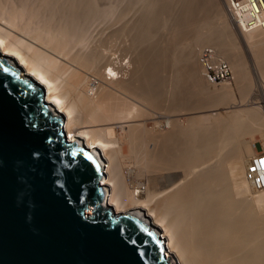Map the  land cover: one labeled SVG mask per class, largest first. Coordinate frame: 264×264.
Wrapping results in <instances>:
<instances>
[{
	"label": "bare ground",
	"instance_id": "obj_1",
	"mask_svg": "<svg viewBox=\"0 0 264 264\" xmlns=\"http://www.w3.org/2000/svg\"><path fill=\"white\" fill-rule=\"evenodd\" d=\"M113 1L114 0H0V58L7 59L10 62V64H13L16 68H18L19 76L21 78L34 81L35 83H37L39 87L43 89L45 94V104L48 110L54 115L61 116L63 119L64 132L67 140L71 143L75 142L76 145L78 146H83V147L85 146L88 149V151H90L94 155L96 160L99 162L103 171L102 178L100 180L103 196H104V204L102 205H104V207H110L115 214H130L138 217L150 229H152L154 232L160 235L166 247L165 255L168 258L169 264H264V191L259 192L260 194L257 193L258 195L256 196H253L250 193L249 178H248V174L246 173V168L244 164V162L246 161H243V155L248 151L249 146L247 145L251 142V140L249 138L248 140L246 136L249 135L251 138L255 134L253 133L252 135V131L255 130L256 133L261 134L260 136H262L264 139V129H262L263 124L262 126L261 123L258 124L259 114L257 115L258 113L256 112L257 110L253 109V107L250 106L253 103L252 97H251L252 101L251 100L247 101V104L252 109L245 108L246 110L245 109L244 111L241 110L243 112L237 111L238 114L244 113L245 118L240 117L238 114H236V111L235 114L228 113L227 114L228 116L226 118L221 119L226 115L222 117L219 116L220 117L219 119L215 120V122L213 121L214 122L212 123L214 124L213 127L210 125L212 128H207L206 126L205 128L204 125L202 126V128H198L201 127L197 125L198 123H200L198 119L199 116L196 118L197 120H194L196 116L191 117L192 119L194 118L193 121L191 119L190 120L187 119L188 121L186 124H184L185 126L178 124L179 127L177 124L172 123V121H174L173 119L172 121L167 118L162 119L159 127L156 126V128L158 127L161 130L165 128L166 131L164 130L165 134L162 133V135L161 134L158 135L160 136L158 138V141L160 140L159 141L160 144L157 141V143L159 144L157 145V147L158 146L159 147L157 148L155 146L157 150L155 149V154L153 153L154 155L153 161L155 162V164L157 162L158 164L162 163V166L166 165V169H164L165 168L164 166L163 170H160L161 173H158L157 171H150L152 167L151 165L154 164L153 162L152 163L149 162L150 165L149 164L148 165L151 166L149 171H147L148 169L145 171L146 168L145 169L143 168L142 170H140L139 168L137 170L136 167L133 166L136 162H134L133 165L126 164L124 166L122 164L123 161L122 159H124L125 156V155L122 156L123 154H125L122 151L124 150L125 152V149H123V147L126 148L128 147L125 146L126 145L125 142L129 144L131 149H134V146L139 139L138 137L140 135L139 134L140 125L139 126L137 124L127 125L125 130V133L127 134L123 136L124 135L123 128L125 126L121 124L120 132H121V136H123V138L125 137V142H121L119 140V137L121 136H119L120 134L116 132L114 127L112 126L102 127V125H107L109 123L111 124V122L112 124L113 123L115 124V122L119 124L131 122L133 121L134 118L136 119V117H138L142 113V111L141 113H139L140 112L139 110L141 108H139L138 105L131 103L130 101L127 103V104L130 103L129 105H125V103H123L125 101L118 102L117 105L113 104L112 106L108 104L109 101L108 99H110V97L114 95L112 92L114 91L118 92L117 91L118 87L116 89L110 87L109 83L117 84V82H119V84H121L120 82L121 80H119L122 79L123 77L119 75L121 69H119L120 71L118 73L114 67L113 68L115 70L113 68H110L109 66H112V64L109 63V61L107 63V65L109 64L108 67L107 65H103L102 67L101 62L104 59L105 50L103 49L104 50L103 51L100 47L96 46L97 42L94 44L96 47L94 45H93L94 47L91 45V49H89L90 51L89 53H87L88 57L86 55V58L83 59L81 58L82 60L79 63L77 62L78 65L80 64L79 67L76 65V68L75 67L70 68V66L68 67L64 62L62 63V61L60 62L58 61V58L61 59V57H64L67 60L66 56L71 52L72 49L74 50V47L76 50V48L78 47L80 49L84 48L86 44H92L89 41L92 39V36L94 35L95 31L97 30L99 31V29L103 26L105 27L106 20L110 19L109 17L116 9L115 7L122 5L120 4L121 2L119 0H118L119 1L118 4H116L117 2L116 0L115 3H113ZM155 1L150 0L149 2H147V4L151 6ZM158 2L160 4L162 1L161 2L158 1ZM190 2L188 3L189 5ZM145 3L146 2H144V4ZM155 3L157 5V2ZM184 7L185 5L181 8L183 9ZM190 8L188 7L187 9H189V11L191 12L192 9ZM225 8H226V2H225ZM195 9H197V7ZM115 11H118V7L117 10ZM219 11L217 10V12ZM223 11L224 10H222V12ZM225 11L227 12V8ZM200 13L201 12H199L198 14ZM222 14L224 15V13ZM226 15H228V12ZM218 17H222V16H218ZM229 19H230L229 20L230 24L233 27L231 28L237 31L236 29L237 27L235 23L232 21L231 18ZM153 23L154 22L152 21L151 22L152 26ZM202 25L205 26L204 24H201V26ZM206 25H208V23ZM225 26L223 25L222 27ZM214 27L217 28L216 26ZM186 28L188 27L186 26ZM214 29L213 31H216V29L215 30ZM213 31L212 34H214ZM145 32L144 34H146ZM198 32L200 33L201 31ZM222 33L224 32L222 31ZM239 33L241 32L239 31ZM209 34L211 35L210 32ZM217 35L215 34V36ZM154 36L152 37L154 38ZM217 37L215 39L214 35L213 38L210 36L209 37L206 36L204 38L202 36V38L204 39L202 40L198 37L200 41L197 42H201L199 43L200 45L207 44L208 47L213 48L219 54L218 56L220 58L225 59L229 63L231 70L233 71L232 73L235 74L234 78H237L238 80L237 82L241 81V83L239 82L238 84H240V86L241 85L245 86V83H242V79H241L243 72L242 68L244 66L240 61V58H236V56H233L234 58H230L232 56L228 55L229 54L228 51L229 50L231 51L233 47L230 48L231 46H229L226 49H224L225 45H231V43L234 42H231L230 39H228L230 37H227L226 38L227 43H226L225 40H223L225 39L223 37L222 39L223 41L221 43L220 40H217ZM101 38L99 39L100 42H101ZM165 38H168V36ZM241 40L243 41V43L249 46V49L250 48L252 49L253 55H255L254 59L256 61L254 62L257 63L256 68L259 74L260 73L264 74V30H257L252 33H246V34L241 33ZM95 41H93V43ZM236 41L237 39L235 40V42ZM110 44L111 42L109 43V45ZM195 45L193 44V48L196 47ZM233 46L236 47V45ZM88 47H90V45L85 47L86 51L88 50L87 49ZM98 48H100L101 50H99ZM191 50L192 49H190V52L188 54L189 56L190 53L191 54L194 53L193 52L194 49L192 51ZM76 51H74V53H76ZM70 54L73 53L71 52ZM110 54H112V52ZM74 57L77 59V55H75ZM173 57L171 56V58ZM70 58L71 57H68V61ZM176 59L178 60V58ZM183 65H185V63ZM98 68L99 70L102 69L101 77L103 78L101 79L102 80L101 81L99 80L101 77L97 78L99 76L97 77L95 76L98 79V81L97 79L94 80L97 82V86L92 88L91 80L89 79V77H85L83 70L86 69L89 70L90 72L93 71L97 72ZM121 74H123L125 77L124 73L121 72ZM196 74L197 73L194 74L193 72V74L191 73L189 75L191 77V75H196ZM142 76L143 75H141V77ZM170 77L168 78V80L170 79ZM196 77L194 79H196ZM129 79H131V76ZM124 80L123 82H125ZM164 80L166 81V79ZM127 81L128 80H126V83ZM194 82H196V80ZM198 82L196 83L199 85V88H197L198 85L196 86L195 83L194 86H196L195 88L197 89H194V87H192V89L196 91H199L198 89H200L202 91L203 90L201 86L202 83L199 84L200 82L199 83ZM144 84H142V86ZM101 85L102 87L106 85L105 87H107L108 89L105 88L106 90L104 92L103 90L104 88H101L104 92V95L100 94V98H98L99 96H97L96 94L100 92L98 90L101 87ZM122 85L124 87V84H121L120 87ZM152 85L153 84H151V87ZM175 85H173L174 89L177 88ZM237 87L239 88V85ZM246 87L243 88L242 86L240 88L241 91L242 90L244 91ZM204 88L206 89V87ZM262 88L263 87H261V89ZM205 89L202 92H205ZM154 90L151 91L154 92ZM241 91L238 92L241 93ZM245 91L247 93L248 87ZM176 93L177 91H175V94ZM243 93L241 95H243ZM204 94H199V95H204ZM71 96L73 97L71 98ZM204 96L205 97L207 96L208 99L207 101H209L208 103L212 104L213 102L215 105L216 102L218 103L221 102L220 103L221 105L223 103L222 101L225 100L226 102V100L230 99L231 89L228 88V86H222L219 88L214 87L212 90L206 89V94ZM205 97H204V101L206 100ZM207 101H205L206 104ZM152 103L150 105L154 104ZM258 107L260 108V106ZM86 108L88 109V111L86 113L84 112L83 114L82 111ZM157 113L159 114V112ZM144 115L145 113L142 116ZM159 118L161 119L160 116ZM205 121L207 122V120ZM262 121L264 122V118ZM245 122H250V124L254 122L255 123L254 130H253L254 127L253 125L252 127L249 123L246 124ZM77 124L78 125L88 124L91 126H88V128H86V126L83 125L85 128L81 126L82 128L77 129L76 128L78 126ZM142 124L143 123H141V126ZM155 124L156 123L152 125V127L154 126V129H155ZM251 139H253V137ZM122 141H124V139ZM248 152L253 153L252 151H248ZM246 156L248 157L249 154L248 155L245 154L244 158H247ZM141 161H142L141 163H143V160ZM146 163L144 165H146ZM156 172L159 175L156 174Z\"/></svg>",
	"mask_w": 264,
	"mask_h": 264
},
{
	"label": "water",
	"instance_id": "obj_2",
	"mask_svg": "<svg viewBox=\"0 0 264 264\" xmlns=\"http://www.w3.org/2000/svg\"><path fill=\"white\" fill-rule=\"evenodd\" d=\"M102 172L0 58V264H169L160 235L102 205Z\"/></svg>",
	"mask_w": 264,
	"mask_h": 264
},
{
	"label": "rangeland",
	"instance_id": "obj_3",
	"mask_svg": "<svg viewBox=\"0 0 264 264\" xmlns=\"http://www.w3.org/2000/svg\"><path fill=\"white\" fill-rule=\"evenodd\" d=\"M116 4L119 3V1L121 2L120 4L122 5H119L117 6L118 7V11H115L117 10V7H115L113 13L110 15V19H107L106 20V25L105 27H101L99 29V31H95L94 35L92 36V41L90 40L89 42H91L92 44H86V46H84V48L80 49L79 47L76 48L75 50V47H74V50L72 49L71 52L73 54H68L66 57H67V60L64 58V57H61L58 58V61H62V63L64 62L68 67L70 66V68H76V65L79 67V65L77 64V62L79 63L83 58H86V55L87 53H89V49H91V45L93 46L96 42V46L100 47L102 50L104 49L105 50V54H104V59L102 60V67L103 65H107L108 61L109 63L112 64V66H109L110 68H115L116 71L119 73V69H121L119 75L122 77V79L124 80L125 78V82H123L122 79H119L121 80V84H124V87L123 85L120 87L121 84H119V82H117V84H114V83H109V86L110 87H113V88H117V91L118 92H112L114 95H112L110 97V99H108V104H110V106H112L113 104L114 105H117L118 102H121V101H125L123 103H125V105H129L127 104L129 101L131 103H134L136 105L139 106V108H141L139 111V113H141V115H139L138 117H136V119L134 118L133 121L131 122H128V123H116L115 124L111 122V124H107V125H102V127L104 126H112L114 127V129L116 130V132L118 134H120L119 136H121V132H120V129H121V124L123 126H125L123 128V133L125 136L127 133H125V130H126V126L127 125H140V135H139V139L138 141L136 142L135 146H134V149H131L129 144L127 142H125V137L123 138V136L119 137V140L121 142H125V146H128L127 148L126 147H123V149H125V152L124 150L122 151L123 154L122 156H124V159H122V164L125 166L126 164L128 165H133L134 162H136L133 166L136 167V169L138 170L140 168V170H142L143 168L145 169V171H149L150 167H151V170L150 171H157L158 173H161L160 170H163L164 166L166 169V165L162 166V163L158 164L156 162L153 161L154 160V155L153 153L155 154V146L157 147V145H159V141H158V138L160 136H158L159 134L162 135V133H164L166 131L165 128H163L162 130L159 129V125L162 121V119L164 118H167L169 120L172 121V119L174 121H172L173 124H181L182 126H185L184 124L187 123L188 120H192L193 119L191 117H195L194 120H197L196 118L199 116V122L200 123H196L197 125L201 126V127H198V128H202V126L204 125V127L206 126L207 128H212L215 122V120L219 119L220 117L222 116H225V117H222L221 119L223 118H226L229 114H235V111H236V114H238V112H243L244 109H250L252 106L253 109L257 110L256 112L257 115L259 114V118H258V124L261 123V126L263 124L264 126V122L262 121L263 118H264V75L263 73H260L257 71V68H256V64L255 63V55H253V51L252 49L250 48L249 49V46L246 45L245 43H243V41L241 40V33H239V30L237 29V31L235 29H232V25L230 24V17L227 14V12L225 11L226 8H225V2L224 0H182V3H181V0H154L155 2H157V5L155 2H153V4L156 6H154L153 4L150 6L149 4H147V2H149L148 0H116ZM131 1V2H129ZM143 1V2H142ZM158 1H162L160 4ZM187 3L188 1L190 2V5L188 4V7L192 9L191 12L189 11V9H187V4H184L183 3ZM187 1V2H185ZM144 2H146L144 4ZM168 2V3H167ZM170 2V4H169ZM211 2V3H210ZM216 2V3H215ZM113 3H115V0L113 1ZM126 3V4H125ZM134 3V5H133ZM136 3V4H135ZM163 3V4H162ZM185 7L182 9L181 7H183L182 5ZM136 5V6H135ZM150 7H149V6ZM171 5V6H170ZM201 5V6H199ZM125 6V7H124ZM208 6V8H207ZM214 6V7H213ZM220 6V7H219ZM121 7V8H120ZM129 7V8H128ZM131 7V8H130ZM162 7V9H161ZM197 7V9L195 8ZM219 7V8H218ZM127 8V9H126ZM134 8V10H133ZM153 8V10H152ZM169 8V9H168ZM217 8V9H216ZM221 8V10H220ZM186 11H185V10ZM201 9V11H200ZM207 9V10H206ZM147 10V11H146ZM169 10V11H168ZM184 10V11H182ZM199 10V11H198ZM203 10V11H202ZM209 10V11H208ZM217 10L219 12H217ZM222 10H224L222 12ZM169 13H168V12ZM131 12H134V13H131ZM139 12V13H138ZM161 12V13H160ZM164 12V13H162ZM187 12V14H186ZM199 12H201L200 14H198ZM203 12V13H202ZM208 12V13H207ZM214 12V13H213ZM224 13V15L222 13ZM137 13V14H136ZM143 13V14H142ZM159 13V14H158ZM124 14V15H123ZM126 14V15H125ZM130 14V15H129ZM133 14V16H132ZM164 14V15H163ZM195 14V15H194ZM205 14V15H204ZM216 14V16H215ZM145 17H144V16ZM168 15V16H167ZM170 15V16H169ZM209 15V16H208ZM211 15V16H210ZM143 16V17H142ZM148 16V17H147ZM193 16V17H192ZM195 16V17H194ZM200 16V18H199ZM218 16H222V17H218ZM228 16V17H227ZM133 17V18H132ZM182 17V18H181ZM205 17V19H204ZM211 19H210V18ZM161 18V19H160ZM179 18V19H178ZM196 18V19H195ZM207 18V19H206ZM209 18V19H208ZM213 18H216V19H213ZM173 19V20H172ZM204 19V21H203ZM138 20V21H137ZM145 20V21H144ZM158 20V21H157ZM181 20V21H180ZM183 20V21H182ZM189 20V21H188ZM191 20V21H190ZM219 20V21H218ZM150 21V22H149ZM154 22L153 23V26L151 24V22ZM186 21V22H185ZM194 21V22H193ZM226 23H225V22ZM108 22V23H107ZM182 22V23H181ZM188 22V23H187ZM192 22V23H191ZM204 22V23H203ZM211 22V23H210ZM216 22V23H215ZM220 22V23H219ZM111 23V25H110ZM143 23V24H142ZM168 23V25H167ZM170 23V24H169ZM186 25H185V24ZM199 23V24H198ZM208 23V25H206ZM115 24V25H114ZM117 24V25H116ZM134 24V25H133ZM160 24V25H159ZM166 24V25H165ZM197 24V25H196ZM201 24H204L206 26V29H205V26H201ZM216 24V25H215ZM227 24V25H226ZM119 25V26H118ZM121 25V26H120ZM156 25V26H155ZM164 25V26H163ZM195 25V26H194ZM220 25V26H219ZM225 26V27H222V26ZM110 26V27H109ZM124 26V27H123ZM126 26V27H125ZM147 26V28H146ZM170 26V27H169ZM181 26V27H180ZM186 26L188 28H186ZM202 28H201V27ZM207 26H208V29H207ZM214 26H216L217 28H215ZM219 26V27H218ZM109 27V28H108ZM123 27V28H122ZM141 27V28H140ZM165 27V28H164ZM175 27V28H174ZM200 27V29H199ZM229 27V28H228ZM232 27V28H231ZM127 28V29H125ZM132 28V29H131ZM151 28V29H150ZM181 28V29H180ZM186 28V29H185ZM193 28V29H192ZM216 29V31H213V29ZM104 29V30H103ZM111 29V30H109ZM114 29V30H113ZM164 29V30H163ZM166 29V30H165ZM173 29V31H172ZM175 29V30H174ZM214 29V30H215ZM225 31H224V30ZM230 29V30H229ZM117 30V31H116ZM121 30V31H120ZM130 30H131V33H130ZM134 30V31H133ZM141 30V31H140ZM152 30V31H151ZM158 30V31H157ZM171 30V31H170ZM187 30V31H186ZM204 30V31H203ZM210 30V31H209ZM214 32V34H212V31ZM224 33H222V31ZM228 32H227V31ZM234 30V31H233ZM107 31V32H106ZM110 31V32H109ZM120 31V32H119ZM133 31V32H132ZM146 34H144V32ZM150 31V32H149ZM189 31V32H188ZM198 31H201L200 33ZM207 31V32H206ZM106 32V33H105ZM135 32V33H134ZM166 32V33H165ZM182 32V33H181ZM187 32V33H186ZM191 32V34H190ZM209 32L211 33V35L209 34ZM217 32V33H215ZM221 32V33H220ZM226 32V33H225ZM232 32V34H231ZM97 33V34H96ZM105 33V34H104ZM155 33V34H154ZM199 33V34H198ZM208 33V35H207ZM230 33V34H229ZM121 34V36H120ZM170 34V35H169ZM175 34V35H174ZM185 36H183V35ZM190 34V35H189ZM198 34V35H197ZM215 34L217 36H219L220 34V38L215 36ZM226 34V35H225ZM229 34V35H228ZM96 35V36H95ZM99 35V36H98ZM107 35V36H106ZM117 35V36H115ZM123 35V36H122ZM141 35V36H140ZM155 35V36H154ZM173 35V36H172ZM183 37H182V36ZM205 35V36H204ZM213 35H214V38L216 39L217 37V40H220L221 43L223 40H225V42L227 43L226 41V38L227 37H230L228 39H230L231 42H234V43H231V45H225L224 46V49H226L227 47L231 46L230 48L231 51L229 50L228 51V55L232 56L230 58H234L233 56H236V58H240V61L242 62V65L244 66L242 68V83H245V86L244 85H241L238 84L239 82L241 83V81L237 82V78H234V73L233 74V82L228 84V83H220V84H217V85H210L208 84L204 78L202 77L201 75V69H200V66L198 63V53L200 51V49L204 48V47H208V45H204V44H199L201 42H197V41H200V39H204L206 36L207 37H212L213 38ZM223 35V36H221ZM98 36V38H97ZM103 36V37H102ZM130 36V37H129ZM138 36V37H137ZM140 36V37H139ZM147 36V37H146ZM154 36V38L152 37ZM168 36V38H165V37ZM176 36V37H175ZM189 36V37H188ZM200 39H198V37ZM201 36V37H200ZM202 36L204 38H202ZM102 37V38H101ZM110 37V38H109ZM120 37V38H118ZM196 37V38H195ZM223 37L225 39H223ZM100 39L101 38V42L100 40H96V39ZM123 38V39H122ZM125 38V39H124ZM134 38V39H133ZM136 38V39H135ZM139 38H140V41H139ZM147 38V39H146ZM151 38V40H150ZM174 38V39H173ZM182 38V39H180ZM185 38V39H184ZM188 38H189V41H188ZM94 39V40H93ZM119 39V40H118ZM165 39V40H164ZM173 39V40H172ZM176 39V40H175ZM192 39V40H191ZM195 39V40H194ZM197 39V40H196ZM223 39V40H222ZM237 39V41L235 42V40ZM96 40V41H95ZM113 40V42H112ZM122 40V41H121ZM186 40V41H185ZM201 40V41H202ZM93 41H95L93 43ZM134 41V43H133ZM145 41V42H144ZM160 41V42H159ZM180 41V42H179ZM184 41V42H183ZM111 42V44L109 45V43ZM125 42V43H124ZM191 44H190V43ZM99 43V44H98ZM113 43V44H112ZM171 43V44H170ZM196 46H194L195 48H193V44ZM226 43H223V44H226ZM159 44V45H158ZM88 45H90V47H88L87 51L85 50V47H87ZM106 45V46H105ZM136 45V46H135ZM172 45V46H171ZM233 45H236L233 46ZM245 45V46H244ZM95 46V45H94ZM93 46V47H94ZM95 46V47H96ZM124 46V47H123ZM163 46V47H162ZM187 46V48H186ZM200 46V47H199ZM115 47V48H114ZM136 47V48H135ZM180 47V48H179ZM198 47V48H197ZM100 48H98L99 50H101ZM109 49V50H108ZM148 49V50H147ZM174 49V50H173ZM183 49V50H181ZM190 49H194L193 50V54L190 53V56L188 55L189 52H190ZM81 52H80V51ZM103 50V51H104ZM123 50V51H122ZM166 50V51H165ZM171 50V51H170ZM188 50V51H187ZM191 50V51H192ZM198 50V51H197ZM228 50V49H227ZM74 51H76V53H74ZM114 51V52H113ZM145 51V52H144ZM233 51V52H232ZM80 52V54H79ZM112 52V54H110ZM116 52V53H115ZM155 52V53H154ZM182 52V53H181ZM198 52V53H197ZM121 53V54H120ZM135 53V54H134ZM217 53V52H216ZM237 53V54H236ZM137 54V55H136ZM218 54V53H217ZM233 54V55H232ZM70 55H73V56H70ZM75 55H77V59L74 57ZM84 55V56H83ZM161 55V56H160ZM219 55V54H218ZM171 56L173 58H171ZM238 56V57H237ZM254 56V57H253ZM68 57H71L68 61ZM88 57V55H87ZM107 57V58H106ZM133 57V58H132ZM162 57V58H161ZM186 57V58H185ZM194 57V59H193ZM65 60H64V59ZM74 58V60H73ZM82 58V59H81ZM139 58V59H138ZM178 58V60L176 59ZM75 59H76V62H75ZM110 59V60H109ZM122 59V60H121ZM72 60V61H71ZM116 60V62H115ZM121 60V61H119ZM185 60V61H184ZM192 62H191V61ZM225 60V59H224ZM176 61V62H175ZM255 61V62H254ZM69 62V63H68ZM106 62V63H105ZM129 62H130V65H129ZM114 63V64H113ZM120 63V64H119ZM133 63V64H132ZM137 63V64H136ZM159 63V64H158ZM177 63V64H175ZM185 63V65H183ZM193 65H192V64ZM75 64V65H74ZM110 64V65H111ZM182 64V65H181ZM187 64V65H186ZM229 64V63H228ZM109 65V64H108ZM107 65V67H108ZM115 65V66H114ZM121 65V67H120ZM151 65V66H150ZM162 66V67H161ZM153 67V68H151ZM156 67V68H155ZM165 67V68H164ZM174 67V68H173ZM190 67V68H189ZM101 68V67H100ZM113 68V69H114ZM118 68V70H117ZM123 68V69H122ZM126 68V69H125ZM128 68V69H127ZM134 71H133V69ZM136 68V69H135ZM160 68V69H159ZM253 68V70H252ZM114 69V70H115ZM173 69V70H172ZM176 69V70H175ZM83 70V69H82ZM99 68L97 69V72L93 71V72H90L89 70H86L84 69V75L85 77H89V79L91 78H94L95 76H99L97 78H100L101 77V70L100 69L99 71ZM125 70V71H124ZM184 70V71H183ZM186 70V71H185ZM193 70H196V71H193ZM182 71V72H181ZM256 71V72H255ZM87 72V73H86ZM100 72V73H99ZM125 74V77L123 74ZM126 72V73H125ZM131 72V73H130ZM147 72V73H146ZM171 72H175L174 74L171 73ZM194 74L197 73L196 75H190L189 74ZM233 72V71H232ZM95 73V75H94ZM99 73V75H98ZM134 73V74H132ZM164 73V74H163ZM171 73V74H170ZM178 73V74H177ZM189 73V74H188ZM91 75V78H90V75ZM97 74V75H96ZM137 74V75H136ZM146 74V75H145ZM152 74V75H151ZM161 74V75H160ZM128 75V76H127ZM134 75V76H133ZM141 75H143L141 77ZM145 75V76H144ZM171 77H170V76ZM173 75V76H172ZM93 76V77H92ZM131 76V79H129ZM133 76V77H132ZM137 76V77H136ZM148 78H147V77ZM177 76V77H176ZM184 76V77H183ZM189 76V77H188ZM196 79H194L195 77ZM244 76V77H243ZM246 76V77H245ZM262 76V77H261ZM95 77L94 80H96L97 78ZM141 77V79H140ZM170 77V79L168 80V78ZM187 79H186V78ZM194 77V78H193ZM236 77V76H235ZM103 77H101L99 80H101ZM144 80H143V79ZM177 78V79H176ZM182 78V80H181ZM190 78V79H188ZM192 78V79H191ZM200 80H199V79ZM139 79V80H138ZM166 79V81L164 80ZM184 79V80H183ZM244 79V81H243ZM126 80L127 83H126ZM130 80V81H129ZM153 80V82H152ZM171 80V81H170ZM179 80V81H178ZM186 80V81H185ZM196 80V82H200L202 83L201 86L203 85L204 87H206V89L208 90H212L214 87L215 88H219V87H222V86H228V88L231 89V97L230 99L222 101L223 103L220 105V103L216 102L215 105L214 103L212 102L211 103H208L209 101H207V96L205 97L204 95L206 94V89H205V94L204 95H197L196 93L194 94V90L192 89V87H194V89H197L199 88V85L194 82ZM98 81V79H97ZM102 81V80H101ZM141 81V82H140ZM161 81V82H160ZM173 81V82H172ZM178 81V82H177ZM182 81V82H181ZM192 81V82H190ZM247 81V82H245ZM198 82V83H199ZM145 83V84H144ZM163 83V84H162ZM170 83V84H168ZM174 83V84H173ZM188 83V84H187ZM193 85H191V84ZM196 83V86L197 88H195L196 86H194V84ZM112 86H111V85ZM119 84V86H118ZM142 84H144L142 86ZM151 84L152 87H151ZM165 84V85H164ZM176 84V85H175ZM182 84V85H181ZM190 84V85H189ZM248 84V85H247ZM114 85V86H113ZM117 85V86H116ZM130 85V86H129ZM137 85V86H136ZM149 85V86H148ZM173 85H175L177 88H173ZM187 85V86H186ZM239 85V88L237 87ZM106 86V85H105ZM101 85V87L99 88L98 91V94H96L97 96H99L98 98H100V94H103L104 95V92L106 89H108L107 87H105ZM127 86V88H126ZM147 86V87H146ZM169 86V87H168ZM174 86V87H175ZM179 86V87H178ZM191 86V87H190ZM203 86H202V89H203ZM208 86V87H207ZM243 86L244 87H248V91L246 93V89L247 87L244 89V91L242 90L241 91V87ZM91 87L93 88V86L91 85ZM109 87V88H110ZM131 89H130V88ZM145 89V90H143ZM146 87V88H145ZM151 87V88H150ZM250 87V88H249ZM261 87H263L261 89ZM101 88H104V92ZM106 88V89H105ZM148 88V89H147ZM153 91L154 89V93L152 94L151 90ZM242 88V89H243ZM121 89V91H120ZM191 91H190V90ZM240 89V90H238ZM173 90V91H172ZM189 90V92H188ZM193 90V91H192ZM241 93H239L238 91ZM129 91V92H128ZM175 91H177V93L175 94ZM179 91V92H178ZM184 91V92H183ZM187 91V92H186ZM203 91V90H202ZM258 93H257V92ZM262 91V92H261ZM102 92V93H101ZM134 92V93H133ZM170 92V93H169ZM244 92V93H243ZM256 92V93H255ZM97 93V91H96ZM187 93V94H186ZM189 93V94H188ZM243 93V95H241ZM250 93V94H248ZM261 93V94H260ZM119 94V95H118ZM162 94V95H161ZM181 94V95H180ZM183 94V95H182ZM201 94H203L201 92ZM256 94V95H255ZM102 95V96H103ZM170 95V97H169ZM253 95V96H252ZM152 98H151V97ZM198 96V97H197ZM202 96V97H200ZM241 96V97H240ZM73 96H71L72 98ZM114 97V98H113ZM156 97V98H154ZM160 97V98H159ZM204 97H205V101H207V104L205 103L204 101ZM251 97L253 98L251 100ZM97 98V100H98ZM130 98V99H129ZM182 98V99H180ZM112 99V100H111ZM122 99V100H121ZM129 99V100H128ZM179 101H178V100ZM232 99V100H231ZM114 100V101H113ZM116 100V101H115ZM153 100V101H151ZM175 102H174V101ZM181 100V101H180ZM252 101L253 103L249 106L247 104V101ZM112 101V102H111ZM147 101V102H146ZM232 101V102H231ZM236 101V102H234ZM111 102V103H110ZM145 102V103H144ZM149 102V103H148ZM154 105H150L151 103ZM195 102V103H194ZM199 104H198V103ZM229 102V103H228ZM166 103V104H165ZM174 103V104H173ZM233 103V104H232ZM236 105H235V104ZM241 105H240V104ZM146 104V105H144ZM157 104V105H156ZM180 104V105H179ZM185 104V105H184ZM232 104V105H231ZM143 105V106H142ZM183 105H184V108H183ZM187 105V106H186ZM196 105V107H195ZM205 105V106H204ZM213 105V106H211ZM248 105V106H247ZM146 106V107H144ZM159 106V107H158ZM218 106V107H217ZM229 106V107H227ZM260 106V108L258 107ZM195 107V108H194ZM209 107V108H207ZM224 107V108H223ZM159 108V109H158ZM172 108V109H171ZM227 108V109H226ZM237 108V109H236ZM240 108V109H239ZM259 108V110H258ZM175 109V110H174ZM233 109V110H232ZM245 109V110H246ZM252 109V108H251ZM262 109V111H261ZM202 110V111H201ZM213 110V111H212ZM227 110V112H226ZM231 112H229V111ZM232 110V111H231ZM243 110V111H241ZM254 110V111H255ZM88 111V109H84L82 112L84 114V112L86 113ZM145 111V112H144ZM149 111V112H148ZM179 111V112H178ZM199 113H198V112ZM226 113H225V112ZM234 111V112H233ZM238 111V112H237ZM261 111V112H260ZM149 114H148V113ZM152 114H151V113ZM159 112V114L157 113ZM196 112V113H195ZM224 112V113H223ZM233 112V113H232ZM145 113L144 116H142L143 114ZM155 113V115H154ZM261 113V114H260ZM148 114V115H147ZM151 114V115H150ZM209 114V115H208ZM211 114V115H210ZM263 114V115H262ZM153 115V116H152ZM158 115V116H157ZM162 115V116H161ZM194 115V116H193ZM240 117H244V113H240L238 114ZM243 115V116H241ZM142 116V118H141ZM152 116V117H151ZM156 116V118H155ZM159 116L161 117V119L159 118ZM186 116V117H185ZM220 116V117H219ZM263 118H262V117ZM163 117V118H162ZM210 117V118H209ZM218 117V118H217ZM258 117V116H257ZM261 117V118H260ZM214 118V119H213ZM145 119V121H144ZM186 121H185V120ZM188 119V120H187ZM202 119V120H201ZM209 119V120H208ZM140 120V121H139ZM184 120V121H183ZM207 120V122L205 121ZM147 121V122H146ZM151 121V122H150ZM157 121V122H156ZM212 121V122H210ZM214 121V122H213ZM138 122V123H137ZM142 126H141V123ZM185 122V123H184ZM255 122V121H254ZM252 123L250 124V122H245L246 124H250L252 127H253V130L255 128V123ZM263 122V123H262ZM152 123V124H151ZM155 124V129H154V126L152 127V125ZM205 123V124H203ZM126 124V125H125ZM158 124V125H157ZM201 124V125H200ZM78 125V124H77ZM76 125V126H77ZM86 126V128H88V126H91V125H88V124H81V125H78L76 128H85L84 126ZM117 125V126H116ZM178 125V127H179ZM212 127H211V126ZM80 126V127H79ZM82 126V127H81ZM145 126V127H144ZM156 126H158L156 128ZM181 126V127H182ZM210 126V127H208ZM250 126V127H251ZM262 126V129H264ZM101 127V126H99ZM116 127V128H115ZM197 127V126H196ZM205 127V128H206ZM90 128V127H89ZM119 128V130H118ZM150 128V129H149ZM261 128V127H260ZM149 130V131H148ZM165 130V131H164ZM145 131V132H144ZM154 133V134H153ZM251 133V132H250ZM253 133H255L253 135ZM165 134V133H164ZM149 135V136H148ZM253 135V136H252ZM252 137L253 139L250 138V136H246V138L250 139L251 142L247 145L249 146L248 147V151H252L253 153L251 152H246L245 154L249 156L247 158H244L245 154L243 155V161H246L244 162L245 164V168H246V173H247V161L249 159L250 156H252L255 151H257L259 149L260 146H264V139L262 136H260L261 134H258L256 133V131H252ZM258 135V136H257ZM162 137V136H161ZM260 137V139H259ZM124 141H122L123 139ZM245 138V139H246ZM141 139V140H140ZM248 139V140H249ZM256 139V140H255ZM254 140V141H253ZM140 141V142H139ZM158 141V143H157ZM253 141V142H252ZM140 143V144H139ZM142 143V144H141ZM253 143V144H252ZM146 146H145V145ZM252 144V145H251ZM123 145V146H124ZM143 148H142V147ZM251 146V147H250ZM159 147V146H158ZM157 147V148H158ZM128 149V151H127ZM131 149V150H130ZM250 149V150H249ZM137 150V151H136ZM151 150V151H150ZM157 150V149H156ZM143 151H144V154H143ZM127 152V153H126ZM136 153V154H135ZM139 153V154H138ZM248 153V154H247ZM142 155V156H141ZM137 157V158H136ZM146 157V158H145ZM153 159H152V158ZM123 158V157H122ZM131 158V159H130ZM148 161H146V160ZM151 159V160H150ZM245 159V160H244ZM138 160V162H137ZM143 160V163H141ZM147 162V163H146ZM153 162L154 165H150V163ZM131 163V164H130ZM138 163V164H137ZM146 163V165H144ZM137 164V165H136ZM142 164V165H141ZM149 164V165H148ZM140 165V166H139ZM159 166V167H158ZM142 167V168H141ZM159 170V171H158ZM156 172V174H158ZM155 174V173H154ZM248 174V173H247ZM159 175V174H158ZM142 182V181H141ZM250 193L253 195V196H256L260 193H254L251 191L250 189Z\"/></svg>",
	"mask_w": 264,
	"mask_h": 264
},
{
	"label": "built area",
	"instance_id": "obj_4",
	"mask_svg": "<svg viewBox=\"0 0 264 264\" xmlns=\"http://www.w3.org/2000/svg\"><path fill=\"white\" fill-rule=\"evenodd\" d=\"M228 15L241 33L264 30V0H225ZM201 75L210 85L232 83L233 74L228 62L218 56L211 47H204L198 53ZM91 85L97 86L94 78ZM264 146H260L247 161L250 189L254 193L264 191Z\"/></svg>",
	"mask_w": 264,
	"mask_h": 264
},
{
	"label": "crops",
	"instance_id": "obj_5",
	"mask_svg": "<svg viewBox=\"0 0 264 264\" xmlns=\"http://www.w3.org/2000/svg\"><path fill=\"white\" fill-rule=\"evenodd\" d=\"M199 84H201V83H199ZM203 86V85H202ZM200 88H201V86H200ZM205 88L203 87V90H204ZM199 91H196V90H194V94L196 93L197 95H199V94H201V90L200 89H198ZM201 91V92H200ZM198 92V93H197ZM152 93H154V92H152ZM203 94L205 93V92H202Z\"/></svg>",
	"mask_w": 264,
	"mask_h": 264
},
{
	"label": "snow or ice",
	"instance_id": "obj_6",
	"mask_svg": "<svg viewBox=\"0 0 264 264\" xmlns=\"http://www.w3.org/2000/svg\"><path fill=\"white\" fill-rule=\"evenodd\" d=\"M262 163H264V162H262Z\"/></svg>",
	"mask_w": 264,
	"mask_h": 264
}]
</instances>
